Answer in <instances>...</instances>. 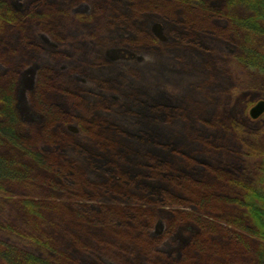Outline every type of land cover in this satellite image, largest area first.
<instances>
[{
    "label": "trees",
    "instance_id": "1",
    "mask_svg": "<svg viewBox=\"0 0 264 264\" xmlns=\"http://www.w3.org/2000/svg\"><path fill=\"white\" fill-rule=\"evenodd\" d=\"M28 4L0 0V264H264L262 133L170 101L264 72V0Z\"/></svg>",
    "mask_w": 264,
    "mask_h": 264
},
{
    "label": "rangeland",
    "instance_id": "2",
    "mask_svg": "<svg viewBox=\"0 0 264 264\" xmlns=\"http://www.w3.org/2000/svg\"><path fill=\"white\" fill-rule=\"evenodd\" d=\"M3 1L10 4L15 11L20 8L23 13H26L30 8V5L28 4L30 0ZM77 15L78 14H74L75 17H77ZM24 16L25 15H23V17ZM153 30L158 38H165L166 31H164L162 26L155 25ZM11 32L13 34V39L15 40L17 30L9 28L8 26L4 27L5 34L8 33V35H10ZM37 40L39 42L45 41L40 35ZM216 66L220 71L223 69V66ZM31 69L36 70V65L32 66ZM34 74L35 72L22 74L19 85L20 89L17 93V109L19 117L18 127H20L21 122L23 127H20L21 131L19 133L22 137H26L29 134L28 127L24 128L25 124L37 123V120L29 115L30 108H27L29 107V101L27 99L32 87V78ZM236 75L239 76L240 80V83L238 82L236 88L233 86L235 83V79L233 80L234 77H232L233 75H228L227 77L230 82L226 81V83H224L222 80L221 88L219 87V89L214 90L213 93H208L201 88L192 95L177 88V86L170 84V86L173 87L172 94L175 97L174 102L170 99L171 104L173 103V106L179 107L181 112L190 111L191 113L193 111L200 113V115L204 116L206 120L215 118L218 113H222L225 119L235 126V129L237 127L240 131L248 132L250 134V136L247 137L248 141H253L254 139L252 135L257 132L262 133V137H264V111L259 115H252L253 107L259 102L264 101V72L251 69L250 67H243L236 70ZM225 131L226 130L222 133Z\"/></svg>",
    "mask_w": 264,
    "mask_h": 264
},
{
    "label": "water",
    "instance_id": "3",
    "mask_svg": "<svg viewBox=\"0 0 264 264\" xmlns=\"http://www.w3.org/2000/svg\"><path fill=\"white\" fill-rule=\"evenodd\" d=\"M264 111V101L259 102L256 106L252 109V115L256 116L261 114Z\"/></svg>",
    "mask_w": 264,
    "mask_h": 264
}]
</instances>
